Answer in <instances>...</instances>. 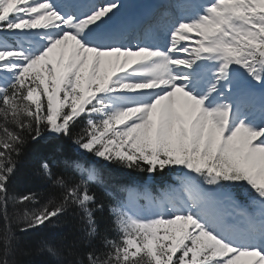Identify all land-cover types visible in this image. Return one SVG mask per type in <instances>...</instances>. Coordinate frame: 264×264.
Returning <instances> with one entry per match:
<instances>
[{
	"label": "snow or ice",
	"instance_id": "snow-or-ice-1",
	"mask_svg": "<svg viewBox=\"0 0 264 264\" xmlns=\"http://www.w3.org/2000/svg\"><path fill=\"white\" fill-rule=\"evenodd\" d=\"M133 8L0 0V264H21L17 231L70 211L87 250L64 261L42 242L61 264H264V0ZM46 133L83 160L71 176L40 161L56 195L14 197L25 149ZM100 162L174 183L102 199Z\"/></svg>",
	"mask_w": 264,
	"mask_h": 264
},
{
	"label": "trees",
	"instance_id": "trees-1",
	"mask_svg": "<svg viewBox=\"0 0 264 264\" xmlns=\"http://www.w3.org/2000/svg\"><path fill=\"white\" fill-rule=\"evenodd\" d=\"M46 160L52 167L53 172L58 175H74V166L77 161L83 160V154L67 138H54L45 134L38 141H29L25 152L21 158L18 170L9 185V193L14 197L34 193L41 202H45L56 195L54 187L42 176L37 174V168L40 161ZM94 158H90L86 163H90ZM102 173L103 183L96 186L94 190L102 199H108L107 193L122 195L118 190L122 187H142L149 184L153 191L157 187H163L164 182L172 183V178L164 177L163 180L157 178L150 180L146 173L130 171L117 164H104L100 162L97 165ZM23 207L15 205L10 201L8 212L10 216L23 212ZM107 216V213H105ZM4 221L0 214V228H3ZM80 224L78 218L70 211L62 221L57 224L49 225L42 230H32L28 233L16 232L18 243L16 245V259L21 264H61L57 259L44 251L37 253V247L42 242H48L65 252L62 258L83 259L87 250V245L83 242V234L79 231ZM54 240V241H53ZM70 246H75V256L68 257L66 254ZM50 255V256H49Z\"/></svg>",
	"mask_w": 264,
	"mask_h": 264
},
{
	"label": "rangeland",
	"instance_id": "rangeland-1",
	"mask_svg": "<svg viewBox=\"0 0 264 264\" xmlns=\"http://www.w3.org/2000/svg\"><path fill=\"white\" fill-rule=\"evenodd\" d=\"M134 2H136V1H138V2H140L141 3V6H143V8H144V6H146V3H150L152 0H133ZM133 10L135 11L136 9L135 8H133ZM54 241V240H53ZM41 247H42V245H39L38 247H37V253L38 254H41L42 252H44V251H41ZM47 252V251H46ZM50 256V255H49ZM52 259H53V257L52 256H50ZM58 261V263H60L61 261L60 260H57Z\"/></svg>",
	"mask_w": 264,
	"mask_h": 264
},
{
	"label": "bare ground",
	"instance_id": "bare-ground-1",
	"mask_svg": "<svg viewBox=\"0 0 264 264\" xmlns=\"http://www.w3.org/2000/svg\"><path fill=\"white\" fill-rule=\"evenodd\" d=\"M131 2H132V0H127V3L130 5L131 4Z\"/></svg>",
	"mask_w": 264,
	"mask_h": 264
}]
</instances>
